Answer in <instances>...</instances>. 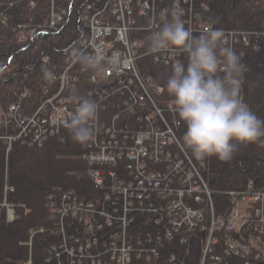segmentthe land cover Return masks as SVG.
<instances>
[{"label": "built area", "instance_id": "obj_1", "mask_svg": "<svg viewBox=\"0 0 264 264\" xmlns=\"http://www.w3.org/2000/svg\"><path fill=\"white\" fill-rule=\"evenodd\" d=\"M130 1L132 7L140 9V12L161 17L164 8L160 6L161 0ZM52 11L53 16L57 15L54 8ZM61 11L63 16L58 17L56 24L64 22L68 8L63 4ZM115 19L116 17H112L110 21ZM181 19L184 25L192 30L194 36L197 33L208 32L204 29L205 24L199 28L195 27L193 13L188 10ZM225 37L226 43L233 44V36ZM144 48L146 51L141 56L152 55L155 60L165 58L169 52L149 54L148 45ZM170 51L176 53V58L169 65L175 67L176 64L182 63L184 59L182 50ZM83 53H90L96 58L98 67L94 68L96 74L92 75L105 82L119 101L116 103L117 113H97L96 119L91 122L99 125L94 129V137L89 144L94 145L93 150L101 147V152L93 154L88 151L84 155L92 166L88 172L89 178L99 198L81 200L74 189L64 192L58 190L48 196L52 217L54 220H60H55L53 231L62 236L60 245L52 246L53 252L49 253L48 263L63 264L61 261L52 260L53 254H59L66 260L71 258L72 264H138L141 260L148 262L157 258L158 249L150 244L151 249L147 247L149 241L136 234L135 228L139 226L138 216L132 214L137 209L134 207L135 202L149 200L159 211L147 219L157 225L166 226L170 234L179 233L181 230L205 234L203 264L220 263L221 257L214 253L215 245L218 243H220L218 248L225 254L240 259L235 264H264V187L256 188L254 183L250 182L243 189L225 192L226 205L216 203L200 171L183 150V144L177 134L179 122L171 119L168 113H165L166 105L159 104L155 99L159 86L145 87L146 78L138 84L124 81L111 66L103 63L107 60L113 67H118V57L110 49L100 51L88 45V40L65 51V56ZM120 73H123V70H120ZM140 87L142 90H139ZM26 95L27 93L23 96ZM45 104L40 111L47 108ZM172 104L175 111L173 114L179 117L174 101ZM74 115L75 113L38 112L30 117H22L20 113L9 112L7 121L16 124L17 128L24 124L33 130H41L44 138L55 127L61 131L63 126L58 122V117L62 116L67 120ZM43 138L33 137L32 141L36 143ZM176 149L177 153L174 152ZM133 159L138 161L134 176L132 177L131 169L127 170L126 175L119 173L126 170L122 162ZM105 161L117 162L102 165L106 172L102 177L96 172V166ZM154 165H158L159 168L155 169ZM129 181L132 182L127 184ZM184 181L187 184H184ZM8 191H13V188L6 187L5 194ZM179 212L191 215L193 222L184 227L169 218L170 215ZM89 213L98 219L85 225L84 220ZM3 216L10 222L11 213L0 206V219ZM84 226L100 231L117 227L120 232L111 240L110 234L109 238L100 241L97 239L83 241L74 234L69 235L68 230H80V227ZM132 235L139 239V243L131 241ZM183 241L185 239H182ZM98 256L100 261L97 260ZM171 259L174 261L175 256H171Z\"/></svg>", "mask_w": 264, "mask_h": 264}, {"label": "trees", "instance_id": "obj_2", "mask_svg": "<svg viewBox=\"0 0 264 264\" xmlns=\"http://www.w3.org/2000/svg\"><path fill=\"white\" fill-rule=\"evenodd\" d=\"M61 2L69 9L66 0ZM201 3L199 21L213 28L250 34V42L240 43L245 65L242 97L264 119V0H201ZM50 10V0H0V107L4 109L24 99L25 91L31 93L29 99H24L25 104L35 108L44 102L46 89L54 85L52 77L64 65V52L77 46L86 35L74 13L58 26L59 33H53L49 25ZM143 61L151 65L150 60ZM187 64L188 59L184 61L185 67ZM172 72L173 69H163L164 80L157 84L167 89ZM86 96L82 94L79 99H87ZM0 117L7 121L9 113H0ZM178 120L177 134L182 142L185 125ZM13 134L11 127H0V199L6 184L13 187L7 197L10 203L20 205L17 208L20 218L14 222L0 219V264H22L30 252L35 264H48L52 246L62 240L48 231L37 232L55 222L49 194L74 189L85 201L95 199L98 194L86 176L89 166L84 155L89 151L88 143L75 142L63 127L56 138L40 146H23L16 140L8 153L6 137ZM185 150L201 169L216 203L221 206L226 205L227 191L243 189L250 182L256 188L264 187V144L239 147L229 162L215 157L196 160L190 150ZM137 221L136 232L146 241L151 240L149 244L159 250L157 258L141 260L138 264H199L200 239L187 235L190 241L185 244L179 238L170 243L162 235L166 226L140 217ZM31 238L32 246H29ZM160 238L163 243H159ZM173 252L174 261L170 256Z\"/></svg>", "mask_w": 264, "mask_h": 264}, {"label": "bare ground", "instance_id": "obj_3", "mask_svg": "<svg viewBox=\"0 0 264 264\" xmlns=\"http://www.w3.org/2000/svg\"><path fill=\"white\" fill-rule=\"evenodd\" d=\"M50 2L52 8H54L56 5L63 8V3L61 2V0H50ZM66 2L69 3V9L64 18V22H67L70 16L75 14L77 16L79 25H81L82 29L84 30L83 32H86V35L82 38L83 42L88 40V45H92L100 51H104L105 49H110L114 53V55L118 57L119 65L118 67H113L112 64H109L107 60L103 61V63L106 66H111L114 69L115 73L121 76L124 79V81L131 82L133 84H138L139 81H141L143 78H146L147 82L144 83L145 87L149 88L153 85L159 86L157 83L158 82L161 83L164 80L163 69L165 68L174 69L172 65H169V63L175 60L176 58V53L173 51H169L166 54L165 58H159L157 60H155L154 56L152 55L141 56L142 53L146 51L144 47L148 45L149 37L151 36V34L155 31H158L163 26V21L161 17L140 12V9H137L136 7H132L130 0H66ZM174 4H178L183 9V12L188 10L193 13V21L196 28H199L201 27L202 24H205L206 27L204 29H207L206 31H209V28L212 27V25H210L209 23L198 20V17L201 18V14L198 11L199 7L200 6L202 7L201 0H175L174 3L173 0H161L160 2V6L164 7L163 11L166 9L170 10ZM144 5L149 6V4H144ZM52 12L53 11L50 10L49 17L51 19L54 17L52 15ZM112 17H116V19L110 21V18ZM50 18L49 21L51 20ZM185 27L187 28V26ZM56 31L57 32L54 33H59L58 29ZM223 31L225 33V36L229 35L234 37L233 44L226 43L225 46L232 47L237 52V54L240 55L242 58L240 43L250 42V37H249L250 34L244 31H236V30H223ZM206 34L207 32L197 33L195 34V37H199L201 35H206ZM107 39L110 41L105 42V40ZM22 40H25V36L22 37ZM240 40H244V41L240 42ZM72 48H74V46L67 48L66 51ZM75 56L76 55L74 56L73 55L65 56V54L63 55L64 65L61 71L55 74L54 77H52V81L54 85L53 87L50 86L49 88L46 89L45 91L46 98L44 102H42L39 106L33 108L31 104L24 103V99L27 100L31 96L30 92L25 91L23 95L26 93L27 95L25 97L22 95L24 99H21V101L9 105L7 109L0 107V113H9V112L20 113L22 117H30L34 113H38V112L39 113H76V109L78 107L79 102H83L84 100L94 101L98 105L97 113H117L116 103L119 101V99L113 96V94L110 92L105 82L103 83L101 80H98L96 77L92 75V74H96L94 72V68L89 67L84 63H82L81 61L75 59ZM82 56L93 57L90 53H83ZM183 56L184 59L181 64H184V61L188 59L187 53L183 52ZM143 60H150L151 65L148 63H144ZM120 70H123V73H120ZM139 90H142V88L140 87ZM63 94L65 96H68V98H66ZM82 94H87L86 96L87 99H85V97L84 99L83 98L79 99V101L74 99V97L79 98V96ZM170 97L172 96L169 94L167 89H165L163 86H159L158 90L156 91L155 99L159 102V104H165L167 107L165 113H168L167 115L169 117H172L173 120L179 122L178 120L179 117L173 114L175 113L172 104V101H174V99L173 97L172 98ZM43 104H45L47 108L45 110L40 111V108L42 107ZM0 121H1L0 127L1 126L7 128L11 127V129L14 132L13 135L6 137V139L8 140V147H7L8 153L12 147V144L16 142V140H14L15 137L19 138L18 140L20 141L21 145L33 147V146L43 145L48 140L56 138L60 133V130L55 127L43 138L44 134L42 133L41 130H33L30 128V126H25L24 124H20L19 128H17L16 124L10 123L5 119H2L1 117H0ZM98 125L99 124L97 123H91L90 126H92L95 129ZM33 137H40L43 139L42 141H37L36 143H33L32 141ZM93 146L94 145H91L88 142V150L93 154H99L101 152V147H97V150H93ZM183 150L202 175L201 169L199 168V166H197L194 163L191 156L186 152L184 146H183ZM175 151L177 153L178 149L174 150V152ZM116 162L115 161L101 162L96 166V172H98L100 175H102V177H104L106 172L102 168V165L116 164ZM137 162L138 161L136 159L123 161L122 165L126 168V170L124 171L121 170V172L119 173L121 174L124 173L126 175L128 174V171L131 169L133 170L132 173V177H133L134 172L136 170ZM88 166L89 168L86 176L90 180L88 172L92 166L89 163ZM106 167L110 169L109 166ZM153 167L155 169L159 168L158 165H154ZM111 172L113 173V171H110V173ZM80 177L82 178L83 176L81 175ZM131 182L132 181H129L127 184ZM184 184H187V182L184 181ZM6 187L13 188L8 184H6L5 189ZM208 188L211 190L209 185ZM5 189H4L3 199H0V206L6 211H9L11 213L10 222H14L20 218V216L17 213V208L20 205H15L8 201L7 195L9 191L7 192V194H5ZM60 191L64 192L62 190ZM212 193L214 199L215 196L214 192L212 191ZM97 198H99V194H97L95 199L92 200H96ZM134 207L137 209H135L132 212V214L140 217V219L141 218L147 219L148 217L153 216L159 211L158 207L152 204L149 200L135 202ZM3 217L5 218V216ZM169 218L172 219L173 221H177L181 223L182 226L184 227L189 226V224L193 222L191 215H189L186 212L174 213L170 215ZM56 221H60V220H56ZM54 224L55 222H53V225L48 229H40L37 232L48 231L54 235L60 236V238L62 239V236L60 234H57L53 231ZM136 229L137 228H135V232ZM80 232L81 231L79 229L76 230L70 229V232L68 233L69 235L74 234L75 236L81 238L83 241L96 240V239L100 241L101 239L98 235L86 239L83 236V234ZM136 234L138 233L136 232ZM138 235L139 237H141L140 234ZM162 235L163 237H165L167 242L179 238V242L181 244L182 243L185 244L188 241H190L188 240L187 235H191L197 240L200 239L199 243L201 248V254H200L199 264H203V249L206 243V240H204L205 239L204 233L202 232L194 233V232H187L181 230L179 233H173L172 235L169 232H167V230H165L163 231ZM130 239L134 243H139V239L135 235H132ZM182 239H185V241L182 242ZM158 241L159 243H163V238H160ZM150 242L151 240L147 243V247L151 249V247L149 246ZM27 244L29 246H32V238ZM58 245L60 244L54 246H58ZM219 245L220 243L215 245L216 249L214 253L216 256L221 257L220 264L221 263L235 264L240 260L237 256L225 254L220 248H218L220 247ZM96 250L98 251V255H99L98 247H96ZM175 254L176 253L173 252L171 253L170 256L176 257ZM51 259L55 261H61L63 264L73 263V260L71 258L66 260L63 259L59 254L58 255L53 254ZM97 260L100 261V256L97 257ZM22 264H35L31 252L29 258ZM48 264H52V263H48Z\"/></svg>", "mask_w": 264, "mask_h": 264}, {"label": "clouds", "instance_id": "obj_4", "mask_svg": "<svg viewBox=\"0 0 264 264\" xmlns=\"http://www.w3.org/2000/svg\"><path fill=\"white\" fill-rule=\"evenodd\" d=\"M183 14L178 4L161 13L163 26L149 37L147 51L155 54L179 49L187 53V66L176 64L167 79V91L185 125L183 145L196 160L215 157L229 162L239 147L264 144V119L242 97L245 65L232 47L225 46L224 31L210 27L206 35L195 37L185 27ZM75 59L98 67L94 57L76 54ZM97 112L94 101L84 100L73 117L66 120L60 116L57 120L75 142L83 145L94 137L90 125Z\"/></svg>", "mask_w": 264, "mask_h": 264}, {"label": "rangeland", "instance_id": "obj_5", "mask_svg": "<svg viewBox=\"0 0 264 264\" xmlns=\"http://www.w3.org/2000/svg\"><path fill=\"white\" fill-rule=\"evenodd\" d=\"M54 9H55V12L57 13V15H55L52 19L50 18L51 20L49 21L50 22L49 25L53 28L51 30L53 33L57 32L56 30L58 29V26L63 24V23H60L57 25L55 22L56 20H58L59 16H63V11H61L62 8L58 5H56L54 7ZM51 10H52V6H51ZM53 23H55L56 25H53ZM32 33H33V31L31 30L30 34H32ZM82 42H83V40H81V42L78 45H81ZM64 54H65V52H64ZM94 219H98V217H95V216H93L92 213H89V216L86 217L84 220L85 225L90 224L92 221L94 222ZM103 229H105V227ZM109 229H107L105 231H103V230L100 231L99 229H96V228L84 226V227H80V231H81L80 233H82L86 239L92 238V237L97 236V235L101 239H105V238H109V235L111 234V236H110V240H111V238L115 237L120 232V229L117 227H112ZM68 232H70V230Z\"/></svg>", "mask_w": 264, "mask_h": 264}]
</instances>
